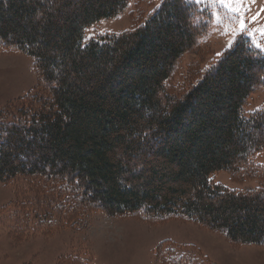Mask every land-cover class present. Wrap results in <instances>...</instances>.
I'll use <instances>...</instances> for the list:
<instances>
[{"label":"trees","instance_id":"trees-1","mask_svg":"<svg viewBox=\"0 0 264 264\" xmlns=\"http://www.w3.org/2000/svg\"><path fill=\"white\" fill-rule=\"evenodd\" d=\"M128 2L0 0V48L31 58L40 83L30 104L0 109V183L46 176L72 218L139 210L148 223L175 217L231 246L264 245V184L242 193L207 183L221 170L264 178L253 161L264 151V108L245 111L264 87V71L252 70L264 54L241 36L180 93L170 80L206 29L205 11L162 0L143 25L81 42L85 28ZM164 246L163 263H187Z\"/></svg>","mask_w":264,"mask_h":264},{"label":"rangeland","instance_id":"rangeland-1","mask_svg":"<svg viewBox=\"0 0 264 264\" xmlns=\"http://www.w3.org/2000/svg\"><path fill=\"white\" fill-rule=\"evenodd\" d=\"M206 13V29L195 47L186 52L170 80L180 93L193 86L212 68L228 49L233 33H240V20L246 21V37L254 48L264 54V13L253 22L252 17L264 7L256 0L251 10L245 3L234 12L219 0H191ZM162 0H129L116 15L101 19L85 28L83 44L92 40L131 31L144 24ZM220 53V55H217ZM31 58L21 52L0 48V109L9 105L30 104V96L39 87ZM46 89H44L45 91ZM47 94V93H46ZM264 108V87L246 100L245 111L252 113ZM253 161L264 171V151ZM212 181L234 191H248L264 184V178L240 175L221 170L213 173ZM242 177H251L243 178ZM54 180L39 175H19L0 183V264H168L157 255V248H171L175 260L182 257L193 264H264V245H232L221 233L192 221L168 218L148 223L137 214L112 216L101 209L70 214L69 204L60 207ZM58 196V197H57ZM55 207L56 208L55 210ZM60 207V209H59ZM172 254V253H170ZM168 256V257H171ZM200 256V257H199Z\"/></svg>","mask_w":264,"mask_h":264},{"label":"snow or ice","instance_id":"snow-or-ice-1","mask_svg":"<svg viewBox=\"0 0 264 264\" xmlns=\"http://www.w3.org/2000/svg\"><path fill=\"white\" fill-rule=\"evenodd\" d=\"M168 2L174 4L177 7V10L179 11H185L184 10V6H183V0H168ZM219 2L221 4H223V6L225 7H231V5L233 3H235L237 5V7H231V10L234 12H240L241 9L244 8L245 3L248 4V8L247 10L250 11L251 10V5L256 3V0H219ZM261 13H264V7H261L259 9V12L256 13V15H254L252 17L253 22H255ZM246 31V21L243 19V17L240 20V33H233V39L229 40L228 42V48L229 50H235V46L239 44V39H238V35L243 34ZM261 33L264 34V29H261ZM217 55H220V53H217ZM253 64L256 65V67H254L252 70L253 71H264V67L259 66L260 62L259 61H253ZM214 179V177H208L207 179V183L210 185L212 183V180ZM197 187H202L201 185H197ZM195 188L192 189V199L195 200ZM259 191V190H258Z\"/></svg>","mask_w":264,"mask_h":264}]
</instances>
